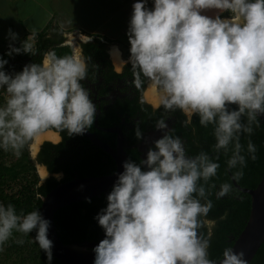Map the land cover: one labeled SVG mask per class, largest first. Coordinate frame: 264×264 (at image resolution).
<instances>
[{"label": "clouds", "instance_id": "1", "mask_svg": "<svg viewBox=\"0 0 264 264\" xmlns=\"http://www.w3.org/2000/svg\"><path fill=\"white\" fill-rule=\"evenodd\" d=\"M36 34L32 29L16 46L18 34L9 29L8 49L0 55V90L6 93L0 103V150L17 157L49 129L84 135L97 112L81 83L88 77L83 55L48 50L39 63L6 70L5 56L37 55ZM126 35L127 60L115 47L111 55L131 65L134 86H142L141 77L149 79L158 106L198 116L201 126H211L215 143L211 154L189 155L183 139L159 119L154 127L163 135L145 158L123 162L106 207L94 217L104 238L92 249L93 264H249L233 247L211 259L210 239L201 229L213 208L209 196L216 185L210 181L220 156L228 157L235 182L243 178L248 160L256 159V145L249 139L245 147L241 137H250L264 115V0H134ZM135 135L144 139L138 125ZM233 191V183L224 182L215 195L220 199ZM50 226L39 208L18 213L13 204L0 202V252L14 233L35 232L34 242L52 264Z\"/></svg>", "mask_w": 264, "mask_h": 264}, {"label": "trees", "instance_id": "2", "mask_svg": "<svg viewBox=\"0 0 264 264\" xmlns=\"http://www.w3.org/2000/svg\"><path fill=\"white\" fill-rule=\"evenodd\" d=\"M66 32L70 30H63L57 24L48 22L36 34L35 47L39 50L37 55L5 56L4 58L9 61L5 66L6 70L19 72L26 64L39 63L42 60V54L48 50H54L57 55L61 56L72 55V45L64 44ZM29 34L25 31L16 41V46H19L20 40L26 39ZM91 36V40L80 43L82 54L88 59V77L81 82L83 86L87 88L88 84L97 81L98 77H102L105 84L122 78L131 79L126 87V89L129 88L128 95L117 98L114 106L108 104V109L101 107V113L98 116V124L105 127L120 122L122 117L133 127L125 139L128 145L124 148L126 159L131 158L136 161L141 159L140 151L133 146L139 140L135 135L137 125L144 133L159 119H169L170 129H173L174 134L183 139L189 155H195L200 151H208L211 154L212 145L215 143L211 126L208 128L201 126L198 116L188 117L179 110L169 112L163 107H153L146 102L142 94L149 79L141 77L142 86L135 87L132 83L134 77L131 65L125 64L122 72L119 73L114 70L107 51V45L112 43V40L101 35ZM8 44L0 55L6 53ZM135 118H138V121H135ZM259 120L260 126H254L250 137L247 134L241 137V143L245 147L249 139L257 147L256 159L248 160L244 168V176L237 182L245 188H255L264 175V122ZM51 130L58 132L61 140L56 143L43 141L35 159H32L27 151L14 159L12 151L0 150V202L5 205L13 204L18 213H28L37 208L41 210L42 197L63 182L74 178L108 175L115 171L113 158L104 150L91 145L85 135L69 136L66 131ZM89 130L95 132L94 127ZM106 139L109 145L115 146V135L108 134ZM6 157H11L9 164L5 163ZM227 159L225 155L220 156L218 174L210 181L216 185L215 189H211L209 196L213 202V208L205 218V227L201 229L210 239L208 251L210 258L214 260L222 257V252L226 247H232L234 240L246 224L251 208L250 195L237 189L234 184V191L230 195L220 199L216 198L215 193L220 184L233 183L230 177L232 173L227 170ZM36 163L45 166L50 174L41 183L36 172ZM56 173H61L62 178L57 179L53 176ZM111 189L112 187L90 199L64 206L54 213V225L63 243L96 242L104 238V231L94 217L101 208L106 207V197ZM34 236L35 232L29 235L14 233L12 239L5 244L4 251L0 252V264H47L46 254L34 242ZM18 239H22L24 243H16ZM52 264L61 263L53 256ZM249 264H264V242Z\"/></svg>", "mask_w": 264, "mask_h": 264}, {"label": "water", "instance_id": "3", "mask_svg": "<svg viewBox=\"0 0 264 264\" xmlns=\"http://www.w3.org/2000/svg\"><path fill=\"white\" fill-rule=\"evenodd\" d=\"M84 38V40L91 39L86 36ZM64 44H68V42H64ZM258 118L264 122V115H260ZM103 130L117 134L115 149L100 141L89 130L84 135L89 138L94 145L107 152L113 158L115 162V171L108 175L74 178L63 182L51 189L41 199L40 211L46 219L51 221L49 239L53 241V256L61 264H93L95 254L92 249L99 241H85L83 243L71 244L63 243L54 225V213L64 206L90 199L107 191L113 186L117 178L115 174L123 171L122 164L126 160V154L123 148L122 130L118 127L104 128ZM47 131L57 133L58 140L60 139L58 132L51 129ZM139 148L141 152L144 151L141 147ZM145 155L146 154L142 153L141 158H145ZM40 166L43 165L40 164ZM43 167L45 168V166ZM56 174H53V176L56 177ZM231 175L232 174H230V177ZM232 182L237 189L249 194L251 197V208L248 219L232 245L235 251H243L245 253V259L250 263L257 250L264 242V175L255 188L241 187L237 182Z\"/></svg>", "mask_w": 264, "mask_h": 264}, {"label": "crops", "instance_id": "4", "mask_svg": "<svg viewBox=\"0 0 264 264\" xmlns=\"http://www.w3.org/2000/svg\"><path fill=\"white\" fill-rule=\"evenodd\" d=\"M19 1L26 2V0H0V31L1 35H6L1 39L5 42V44L2 42L4 48L10 42L6 38L9 29L20 37L25 31L30 33L32 31L30 27H36L34 22L36 11L43 12L40 16L46 18L43 25L48 22L53 23L51 16L54 14L56 19L53 24H57L63 30H79L88 34L101 35L114 41L128 42L126 32L134 0H64L66 3L63 0H30L32 3L27 8H31L32 18H26L25 21L19 19V13L16 11V4ZM65 11L74 12L78 18L69 21ZM51 12L53 13L50 14ZM208 14L211 15L212 12L209 11ZM41 27L43 29L45 26ZM146 101L153 106L159 105V102L156 104L148 99Z\"/></svg>", "mask_w": 264, "mask_h": 264}, {"label": "flooded vegetation", "instance_id": "5", "mask_svg": "<svg viewBox=\"0 0 264 264\" xmlns=\"http://www.w3.org/2000/svg\"><path fill=\"white\" fill-rule=\"evenodd\" d=\"M86 41H88V40L82 39L79 42L80 54L81 55H83V54H82V49H81V44L80 43H83V42H86ZM65 42H66V40H65ZM107 48H108L107 51H108L110 60H111V62L113 64V61H112L111 55H110V53H111V43H109L107 45ZM124 65L125 64L122 63V65H120V69L119 70L115 69L114 64H113V67H114V70L119 73V72H122ZM130 80L131 79L122 78V79L115 80L113 83L105 84L103 78L102 77H98L97 81L90 82L88 84V87H87V89L90 91V98L93 100L94 104L97 107V112H96V116H95L96 119L94 120V123L92 125V127H94V129H95V132H93L91 130H89V131L92 134H94L96 138H98L100 141H102L103 143H105L107 145H109L108 140L106 139L107 135L108 134L115 135V146L112 147L111 145H109L110 147H112L114 149L116 148L117 134H115L114 132L105 131L103 129L104 128H117V127L120 128L122 130V133H123V148H125V147L128 146L127 142L125 141V139L127 138L128 134L130 133V131L132 130L133 127L130 126L127 122H125L126 120H125L124 117H122L120 122H117V123H115V124H113V125H111L109 127H105V126H102V125L98 124V116L101 113V107H102V109H108V107H109L108 104H112L114 106L116 104V99L117 98L125 97V96L128 95V91L127 90L129 88L126 89V87L128 85L127 82L130 81ZM142 97L146 101V99L144 98V92L142 94ZM108 101H109V103H107ZM103 102H104V104H103ZM149 104H151V103H149ZM157 106H153V107H157ZM134 120L138 121V118H135ZM166 123L169 126V124H170L169 119L166 120ZM126 126H127V129H126ZM154 126H152V128H150V129H148V130H146L144 132V139H139L135 143V145H133L138 150L140 149L139 147H141L144 150L143 152H141L139 150L140 151V157H141L142 153L146 154L148 147L152 145V142L154 140L161 138V136L163 135V133L161 131L156 130ZM169 128H170V126H169ZM57 140H58V138H57ZM60 140H61V136H60V139L57 142H59ZM88 140H89V138H88ZM56 141H53V142L56 143ZM89 141H90L91 145L96 146V145H94L92 143L91 140H89ZM96 147H98V146H96ZM44 170L46 171L45 168H44ZM46 173H47V171H46Z\"/></svg>", "mask_w": 264, "mask_h": 264}, {"label": "rangeland", "instance_id": "6", "mask_svg": "<svg viewBox=\"0 0 264 264\" xmlns=\"http://www.w3.org/2000/svg\"><path fill=\"white\" fill-rule=\"evenodd\" d=\"M40 1H42V0H40ZM64 1V0H63ZM32 3V1H30V0H26V2L24 3V2H22V1H19L17 4H16V11H17V13H19V16H20V18L19 19H21V20H26V18H32V15L30 14V9L31 8H27V6L29 5V4H31ZM64 3H66V1H64ZM100 11V10H99ZM43 12H40V11H36L35 12V20H34V22L36 23V27H30V28H32V29H36V30H41L42 29V27L41 26H45V25H43L44 24V22H45V20H46V18L45 17H41L40 16V14H42ZM53 12H51L50 14H52ZM65 13H66V15L68 16V18H69V21L70 20H74L75 18H78V17H76L74 14V12H70V11H65ZM52 18L51 19H53V23H54V20L56 19V17H55V15L53 14L52 16H51ZM24 23V22H23ZM41 28V29H40ZM71 29L72 28H74V27H70ZM83 28V27H82ZM98 29H100L101 27H97ZM83 30V29H82ZM6 35H1V31H0V43L2 44V42H4V41H2L1 39H2V37H5ZM84 36H85V34L83 33V32H81V31H77V30H71L70 32H66L65 33V37H66V42H68V44H70V45H72V47H73V54L72 55H75V56H78V55H81L80 54V47H79V42H80V40H82V39H85L84 38ZM127 43L128 42H122V41H118V40H115V41H112V43H111V51H112V49L115 47V48H118L119 49V51H120V53H121V59H123V60H127V58H128V56H129V51H128V49H129V44L127 45ZM4 44H5V42H4ZM5 48H4V46H3V44L2 45H0V53L4 50ZM110 55H111V53H110ZM111 59H112V61H113V64H114V67H115V69L116 70H119L120 69V65H122V62L119 60V62L118 63H116L115 62V59H114V57L111 55ZM121 62V63H120ZM150 87H152V88H154V90L155 91H157V89H156V87L151 83V81L149 80V82H148V84H147V86H146V88H145V90H144V98L147 100V98H146V92H147V90L150 88ZM6 99V93L4 92V91H2V90H0V103H3L4 102V100ZM43 141H45V140H43ZM43 141H41L39 144H38V146L36 147V149H34L33 148V145H34V139L31 141V142H29L23 149H22V151H21V153L22 152H25V151H27V153L29 154V156L32 158V159H35V157H36V155H37V152H38V150H39V147H40V145H41V143L43 142ZM13 158L14 159H17L18 157L14 154L13 155ZM10 160H11V157H6V159H5V163L6 164H9V162H10ZM40 167H43V166H40V164L39 163H36V172H37V174H38V177H39V182L41 183V182H43L48 176H49V173H46V175L44 176V177H42L41 176V174H40V172H39V170H40ZM8 190H9V188H7Z\"/></svg>", "mask_w": 264, "mask_h": 264}, {"label": "bare ground", "instance_id": "7", "mask_svg": "<svg viewBox=\"0 0 264 264\" xmlns=\"http://www.w3.org/2000/svg\"><path fill=\"white\" fill-rule=\"evenodd\" d=\"M116 63L119 62V58L114 57ZM121 63V62H120ZM146 98L153 102V103H158V92L154 90V88L150 87L147 92H146ZM58 138V134L53 132V131H45L43 133H41L40 135H38L35 139H34V145L33 148L36 149L37 145L43 141V140H51V141H56ZM40 174L42 177H44L46 175V171L40 167L39 170Z\"/></svg>", "mask_w": 264, "mask_h": 264}]
</instances>
